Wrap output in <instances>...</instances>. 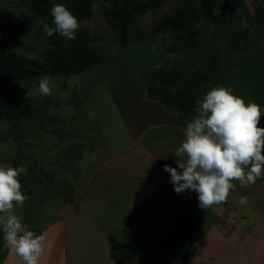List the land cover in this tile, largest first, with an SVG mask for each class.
Returning <instances> with one entry per match:
<instances>
[{
	"label": "crops",
	"instance_id": "obj_1",
	"mask_svg": "<svg viewBox=\"0 0 264 264\" xmlns=\"http://www.w3.org/2000/svg\"><path fill=\"white\" fill-rule=\"evenodd\" d=\"M239 2L260 45L226 87L260 106L264 127V0ZM161 49L49 76L56 87L46 97L38 92L44 76L24 85L34 115L21 123L28 162L18 179L28 199L16 213L44 237L38 264H187L165 246L187 210L200 218L190 264H264V178L243 188L235 182L226 202L203 209L195 191L176 193L164 171L177 167L173 153L198 112L182 119L149 97L151 70L172 62ZM0 264L23 262L4 243Z\"/></svg>",
	"mask_w": 264,
	"mask_h": 264
},
{
	"label": "trees",
	"instance_id": "obj_2",
	"mask_svg": "<svg viewBox=\"0 0 264 264\" xmlns=\"http://www.w3.org/2000/svg\"><path fill=\"white\" fill-rule=\"evenodd\" d=\"M98 1L111 2L112 7L103 14L106 24L116 32L121 48L130 43L143 45L162 34H170L172 40L166 45L169 54L179 52L182 63L154 68L148 78L147 92L150 98L160 101L167 109L187 119L198 112V101L216 86L226 87L234 70L258 47V40L251 30L233 33L228 41V55H200L199 30H194L195 11L193 4H185L165 15L151 27L144 30L136 27V19L148 13L157 12L166 0H30L32 14L52 25L51 8L56 4L65 5L79 20V24L91 20ZM219 0H200L203 20L217 25L220 22L237 23L243 15H236L235 8L225 0L228 16L216 14ZM236 11V12H235ZM74 40H68L59 33L47 36L49 48L39 59H29L11 51L0 40V121L8 118L11 135L23 140L21 123L34 115L33 101L21 82H28L40 76L70 77L101 64L110 58L105 52L91 44V38L83 29H78ZM253 38V39H252ZM247 51L242 59L237 54ZM200 218L193 210L183 212L177 230L165 238V246L171 252L190 264L188 254L193 247ZM4 246L3 231L0 229V259Z\"/></svg>",
	"mask_w": 264,
	"mask_h": 264
},
{
	"label": "clouds",
	"instance_id": "obj_3",
	"mask_svg": "<svg viewBox=\"0 0 264 264\" xmlns=\"http://www.w3.org/2000/svg\"><path fill=\"white\" fill-rule=\"evenodd\" d=\"M50 14L54 27L44 23L43 32L74 40L80 26L78 18L63 4L54 5ZM54 87L53 78L39 79L41 96L51 95ZM198 104V114L187 123L184 139L173 153L178 158L177 167L165 164L164 171L170 173L176 193L195 191L199 206L207 209L226 202L237 186L235 182L243 188L264 178V127L258 126L260 106L246 103L228 87H213ZM26 172L24 164L0 165V229L5 245L23 264H38L44 237L29 230L16 213L28 199L18 179ZM247 202L246 196L240 197V205Z\"/></svg>",
	"mask_w": 264,
	"mask_h": 264
},
{
	"label": "rangeland",
	"instance_id": "obj_4",
	"mask_svg": "<svg viewBox=\"0 0 264 264\" xmlns=\"http://www.w3.org/2000/svg\"><path fill=\"white\" fill-rule=\"evenodd\" d=\"M60 2L61 0H53ZM145 1V0H141ZM240 0L230 2L235 8H239L236 15H243ZM193 4L195 11L194 30H199L200 55H228L230 49L228 41L233 33H238L245 28L251 29L246 19L233 24L230 22L218 23L203 20L201 16L200 0H166L163 6L155 13H148L136 19V27L150 30L151 27L165 15L172 13L176 8L185 4ZM246 3V1H245ZM112 7L111 2L98 1L94 7V16L91 20L83 23L78 29L85 30L91 38V44L107 55H163L161 49L164 44H169L172 36L162 34L158 36L156 42H148L143 45L130 43L127 48H121L117 41L116 32L110 29L103 16L104 12ZM236 12V11H235ZM244 13V14H243ZM216 14L220 17L228 16L225 0H219ZM43 19L36 18L30 8V0H0V40L11 51L19 56L29 59H39L41 54L49 48L47 35L43 32ZM253 39V38H252ZM153 45L158 48L156 52H151ZM169 54V53H168ZM248 52L237 54L242 59ZM172 55V65L182 63L179 52ZM29 82H23V86ZM14 141L16 142L17 152H15ZM27 149L24 140L17 141L11 135L10 121L4 118L0 121V165H21L28 162Z\"/></svg>",
	"mask_w": 264,
	"mask_h": 264
},
{
	"label": "built area",
	"instance_id": "obj_5",
	"mask_svg": "<svg viewBox=\"0 0 264 264\" xmlns=\"http://www.w3.org/2000/svg\"><path fill=\"white\" fill-rule=\"evenodd\" d=\"M247 219L246 218H240V219H236V218H233V219H231V223H233V224H236L237 222H239V221H246Z\"/></svg>",
	"mask_w": 264,
	"mask_h": 264
}]
</instances>
